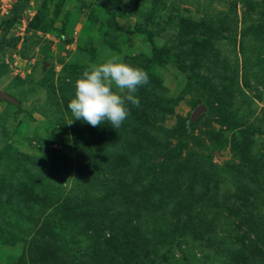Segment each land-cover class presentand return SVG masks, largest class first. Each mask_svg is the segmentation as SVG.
Listing matches in <instances>:
<instances>
[{"label":"rangeland","instance_id":"rangeland-1","mask_svg":"<svg viewBox=\"0 0 264 264\" xmlns=\"http://www.w3.org/2000/svg\"><path fill=\"white\" fill-rule=\"evenodd\" d=\"M20 1L0 0V264H264V0ZM113 55L147 74L139 105L69 123Z\"/></svg>","mask_w":264,"mask_h":264},{"label":"clouds","instance_id":"clouds-1","mask_svg":"<svg viewBox=\"0 0 264 264\" xmlns=\"http://www.w3.org/2000/svg\"><path fill=\"white\" fill-rule=\"evenodd\" d=\"M147 83L143 69L117 55L90 65L75 80L74 95L67 105L73 116L69 123L76 119L95 127L107 121L119 128L129 114L128 105H139L137 89Z\"/></svg>","mask_w":264,"mask_h":264},{"label":"trees","instance_id":"trees-1","mask_svg":"<svg viewBox=\"0 0 264 264\" xmlns=\"http://www.w3.org/2000/svg\"><path fill=\"white\" fill-rule=\"evenodd\" d=\"M27 4H28V0H21L20 3L15 7V9L13 11L14 12H21L27 7ZM148 38L150 41H152V37L150 34H148ZM155 58L159 59L156 55H155ZM179 66H181V68L184 69L180 63H179ZM231 125H232V123L231 124L229 123V126H231Z\"/></svg>","mask_w":264,"mask_h":264}]
</instances>
